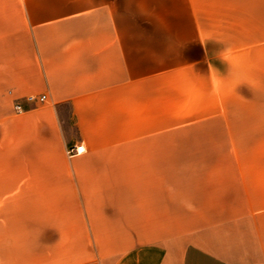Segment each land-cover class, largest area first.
I'll use <instances>...</instances> for the list:
<instances>
[{"label": "crops", "instance_id": "1", "mask_svg": "<svg viewBox=\"0 0 264 264\" xmlns=\"http://www.w3.org/2000/svg\"><path fill=\"white\" fill-rule=\"evenodd\" d=\"M143 1L0 0L13 258L0 264H243L232 231L191 216L206 201L174 200L171 154L154 148L165 144L122 139L168 109L166 68L207 52L169 46L174 31L133 12ZM66 101L71 139L56 108Z\"/></svg>", "mask_w": 264, "mask_h": 264}, {"label": "rangeland", "instance_id": "2", "mask_svg": "<svg viewBox=\"0 0 264 264\" xmlns=\"http://www.w3.org/2000/svg\"><path fill=\"white\" fill-rule=\"evenodd\" d=\"M132 8L148 25L175 32L166 34L177 41L169 46L197 41L207 52L199 65L166 68L168 109L153 110L151 124H138L147 131L122 139L165 144L154 148L171 154L174 200L206 201L191 216L233 233L243 264H264V0H146ZM167 54L174 58L177 48ZM4 110L0 82V260H11ZM61 113L65 137L78 136L68 107Z\"/></svg>", "mask_w": 264, "mask_h": 264}, {"label": "built area", "instance_id": "3", "mask_svg": "<svg viewBox=\"0 0 264 264\" xmlns=\"http://www.w3.org/2000/svg\"><path fill=\"white\" fill-rule=\"evenodd\" d=\"M45 93H41V94H39V95H37V96H35V95H28L26 98L28 99V100H34V99H39L40 101H42L44 98H45ZM15 108H16V110H18V111H21L22 109H23V107H22V105H21V103H19V102H17L16 104H15ZM82 149H83V144H82V142H78V144H73L69 149H68V151H70V153H78L79 151H82Z\"/></svg>", "mask_w": 264, "mask_h": 264}, {"label": "trees", "instance_id": "4", "mask_svg": "<svg viewBox=\"0 0 264 264\" xmlns=\"http://www.w3.org/2000/svg\"><path fill=\"white\" fill-rule=\"evenodd\" d=\"M63 106L68 107L69 113H70V109H71V104H70V102H67V101L66 102H61V103H59V105L56 106L57 113H58V116L60 117L61 123H63V116H62V113H61Z\"/></svg>", "mask_w": 264, "mask_h": 264}]
</instances>
